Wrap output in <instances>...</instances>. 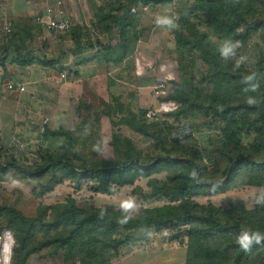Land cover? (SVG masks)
<instances>
[{
  "label": "rangeland",
  "instance_id": "1",
  "mask_svg": "<svg viewBox=\"0 0 264 264\" xmlns=\"http://www.w3.org/2000/svg\"><path fill=\"white\" fill-rule=\"evenodd\" d=\"M57 1L61 2V6L55 7V17L63 15L71 21L72 27L82 29L80 44L84 49L78 48L76 39L73 41L71 30L64 34L43 33L33 20V26L28 28L36 30L38 41L36 45L32 43L30 48L34 49L33 53L38 52L36 60L42 62L44 67L21 74L26 78L22 82L28 83L26 92L21 96L2 93V86L9 79L3 77L0 84L1 159L13 157L23 165L30 166L41 162L38 150L68 153L64 139L44 137L45 129H63L72 136V144L80 158L74 161L77 165L112 167L125 163L129 153L135 151L141 164L148 166L161 153L152 125L167 120L177 128L173 137L193 138L188 149L197 146L200 150V163L207 171L204 178L209 180L219 177L215 165L204 154L206 136L208 133L214 134L215 128L211 127L209 131L201 128L203 122L208 121L203 115L195 121L184 119L181 114L187 108L175 100L177 93L174 84L180 85L186 93L192 92L189 81L198 90L203 89L206 93L213 90V86L205 80V64L197 54L179 49L172 32L176 30L187 35L184 24V20H187L220 49L225 40L219 38L214 27L203 16L205 9L195 0H175L167 6H138V40L129 42L128 52L122 62L113 63L103 58L104 51L97 43L111 47L117 45L120 40L116 30L106 31L103 23L94 27L92 21L95 19L97 22L110 10L115 13L121 7L124 9L126 0ZM253 1L254 7L264 11V0ZM157 16L172 18L177 27L168 29L158 26L155 23ZM20 34L24 39L28 33ZM87 41L94 45L92 49L85 47ZM240 45L234 57L224 60L233 71L254 73L259 59L264 57L262 37L257 34L245 45ZM240 57L245 59L237 68L235 64ZM62 74L65 75L64 79L60 78ZM159 84L164 85L163 90L155 89ZM141 111L154 114L152 119H147L145 114L148 128L145 135H139L130 128ZM180 171V168L174 170L171 165L162 166L157 173L144 175L141 172L132 185L117 188L110 184L100 186L88 178L73 177L61 169L54 174L57 178L61 177V182L50 174L39 180H30L9 170L6 174L0 173V205L12 207L25 217L33 218L42 208H48L51 213L56 206L70 205L73 201L77 208L107 211L120 220L124 216L136 220L143 209L170 204L167 198L154 197L152 191L163 184L172 187L169 182L174 173ZM52 184L53 190L46 193L44 189ZM263 198L264 188L239 185L216 195H210L209 190H202L199 196L190 199L200 205L211 204L226 211L234 205L252 209L255 202ZM129 201L134 207L126 211L123 205ZM184 229L181 225H174L161 231L151 229L147 234L132 233L130 245L122 248V257L112 263L184 264L186 238L179 233ZM117 233L121 236L128 232L120 230ZM3 236H9L12 250L13 234L0 221V238ZM174 237H178V240L172 241ZM40 238L41 234L38 236ZM84 251L79 254L75 250L67 256L64 251L51 248L33 258L40 257L41 261L38 260L37 264H46L51 256L55 264H59L57 259L62 260V264H105L109 256L102 244H91ZM259 263H264V253L253 255L249 264Z\"/></svg>",
  "mask_w": 264,
  "mask_h": 264
},
{
  "label": "trees",
  "instance_id": "2",
  "mask_svg": "<svg viewBox=\"0 0 264 264\" xmlns=\"http://www.w3.org/2000/svg\"><path fill=\"white\" fill-rule=\"evenodd\" d=\"M174 1L126 0L124 9L121 7L115 13L110 10L97 22L94 19L92 26L103 23L106 31L116 30L120 40L114 47L97 43L104 51L103 58L108 62H122L128 52L129 42L138 40V6H167ZM195 1L205 9L203 16L214 27L219 38L245 45L259 34L264 41V11L254 7L253 0ZM184 24L187 35L172 31L176 46L199 56L207 67L205 80L213 86V90L206 93L203 89H196L189 81L193 93H186L180 85L174 84L177 93L175 100L187 108L181 114L184 119L195 121L203 115L208 121H204L201 128L206 131L215 128L214 134L208 133L206 136L204 154L213 162L220 176L209 180L204 178L207 171L200 163V150L197 146L188 149L193 138L173 137L177 128L167 120L152 125L161 153L148 166L141 164L135 151L129 153L125 163L112 167L77 165L74 161L80 158L72 144L71 134L63 129H45V138L64 139L69 152L38 150L42 160L30 166L23 165L13 157L8 160L0 157V173L6 174L13 170L30 180H39L50 174L61 182V177L54 175L56 170L61 169L73 177L91 179L100 186L110 184L119 188L132 185L137 174L157 173L162 166L171 165L174 170L180 168L181 171L174 173L171 178L169 183H172V187L163 184L152 191L154 197L167 198L170 204L143 209L139 219H127L123 224L116 215L92 208H77L73 201L70 205L56 206L51 213L48 208H42L33 218L25 217L12 207L0 205V221L12 232L14 239L10 264H28L30 257L51 248L64 251L67 256L75 250L83 254L84 249L94 243L102 244L108 251L105 264H111L121 256L120 250L130 245L132 233L147 234L151 229L161 231L174 225L185 228L179 232L186 238L184 264H249L253 255L264 253V241L252 245L249 251L241 249L236 242V237L243 230L264 234V198L257 200L252 209L234 205L226 211L211 204L203 206L190 199L199 196L202 190H209L210 195H216L239 185L264 188V57L259 59L254 73L233 71L205 33L198 31L187 20H184ZM11 30L9 39L0 45L2 54L11 48L17 51L25 46V40L20 37L21 31L15 27H11ZM70 33L73 41L76 39L78 48L84 49L80 44L82 29L72 27ZM129 36L132 38L129 39ZM85 47L92 49L94 45L87 41ZM23 60L20 62L27 64L35 59ZM252 75L255 79L251 84H257L258 87L255 91H245L251 86L244 82L245 77ZM249 97L255 98L257 103L249 105ZM145 114V111L138 112L136 120L130 124L131 130L139 135L148 132ZM175 117L178 119L177 115ZM193 173H196L195 177ZM47 187L44 189L46 193L53 190V184ZM120 230L128 233L121 236L116 234ZM40 234L42 238L38 239ZM177 238L171 240L176 241Z\"/></svg>",
  "mask_w": 264,
  "mask_h": 264
},
{
  "label": "crops",
  "instance_id": "3",
  "mask_svg": "<svg viewBox=\"0 0 264 264\" xmlns=\"http://www.w3.org/2000/svg\"><path fill=\"white\" fill-rule=\"evenodd\" d=\"M56 1L54 2L53 0H0L1 2L0 24L8 23L10 24L11 27H15L16 30L19 29L21 32L28 33L23 39L25 40L24 41L25 46L21 48V50L16 51L13 48H11L8 51L3 52V54L1 53V50H0V59L2 60L0 62V84L3 82L2 81L3 77L7 76L10 80L20 82L24 84L25 86H27L28 83L22 82V80L26 78L22 76L21 74L22 73L28 74L29 71H37L38 68L42 69L44 67L43 63L36 60L35 55L38 52L33 53L34 49L30 48L32 43L33 45H36L35 43L38 41V38H37L38 34H36V30L32 31L28 27H30V25L33 26L32 22L35 19V17L44 16V13L47 8L55 9ZM41 40L44 41L43 38ZM4 43L5 42H1L0 45ZM21 59L22 60L23 59H35V60L31 63L25 64L24 62H20L22 61ZM42 59H43V56H42ZM67 71H69V69ZM9 94H15V95H20V96L23 95V94H18L16 92L9 93ZM8 243L9 241H6V244ZM1 249H2V242L0 241V256H1ZM42 252H40L39 254H41ZM39 254H36V255H39ZM34 256L30 257V259L28 260V264H30V262H32V264L33 263L37 264L36 262H38V260L41 261V259H39L40 257H38L37 259V258H33ZM120 257H122V253ZM10 258H11V245H10V250H9V264H10ZM56 262H59V264L61 262L62 264V260L57 259ZM46 264H55V259H53L51 256V258L48 259V262ZM111 264H114V263H111Z\"/></svg>",
  "mask_w": 264,
  "mask_h": 264
},
{
  "label": "built area",
  "instance_id": "4",
  "mask_svg": "<svg viewBox=\"0 0 264 264\" xmlns=\"http://www.w3.org/2000/svg\"><path fill=\"white\" fill-rule=\"evenodd\" d=\"M0 6H1V2H0ZM59 6H61V2L56 1L55 7L58 8ZM34 23L40 30L46 33L64 34L69 32L72 28L71 21L67 17H64L63 15L60 16L59 18L55 17V9L53 8H47L44 13V16L35 17ZM11 32L12 30L10 24L8 23L0 24V43L6 42L9 39ZM60 78L64 79L65 75L62 74ZM2 88H3L2 89L3 94L15 93V92L18 94H24L26 92V86L24 84L13 80H9L5 82ZM155 89L163 90L164 85L162 84L156 85ZM153 116L154 114L151 112H148L146 114L147 119H152ZM0 241L2 242L0 264H6L3 257V246H4L5 237L0 238ZM7 264H9V259Z\"/></svg>",
  "mask_w": 264,
  "mask_h": 264
},
{
  "label": "clouds",
  "instance_id": "5",
  "mask_svg": "<svg viewBox=\"0 0 264 264\" xmlns=\"http://www.w3.org/2000/svg\"><path fill=\"white\" fill-rule=\"evenodd\" d=\"M155 23L158 26H163L168 29H174L177 27L176 23L172 18L166 17V16H157ZM240 42L239 41H229L225 40L223 44L220 47V54L223 58H231L236 55V50L240 47ZM245 57H240V59L237 61L235 64V67H239L240 63L244 61ZM255 79V76H247L245 77V83H249L250 89H245V91L251 90L255 91L258 87L257 84H251V82ZM247 103L249 105H254L257 103L255 98L249 97L247 99ZM193 177H195L196 173L192 174ZM124 209L127 211L129 208L134 207L133 203L131 201L126 202L123 205ZM101 216H103V213H101ZM127 218L123 219L120 221L121 224L126 223ZM262 241H264V234H261L259 231H252L250 229L248 230H243L239 233V235L236 237V242L239 244L241 249L245 251H249L252 247V245L256 244L259 245Z\"/></svg>",
  "mask_w": 264,
  "mask_h": 264
},
{
  "label": "bare ground",
  "instance_id": "6",
  "mask_svg": "<svg viewBox=\"0 0 264 264\" xmlns=\"http://www.w3.org/2000/svg\"><path fill=\"white\" fill-rule=\"evenodd\" d=\"M6 241H9V243L6 244ZM9 248H10V239L8 236V238H5L4 246H3V257L6 264L8 263V259H9Z\"/></svg>",
  "mask_w": 264,
  "mask_h": 264
}]
</instances>
